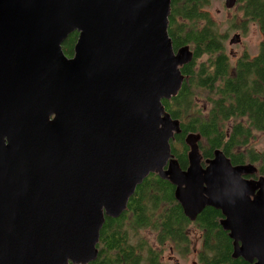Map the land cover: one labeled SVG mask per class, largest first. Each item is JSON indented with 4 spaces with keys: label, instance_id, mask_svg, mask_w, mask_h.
<instances>
[{
    "label": "water",
    "instance_id": "95a60500",
    "mask_svg": "<svg viewBox=\"0 0 264 264\" xmlns=\"http://www.w3.org/2000/svg\"><path fill=\"white\" fill-rule=\"evenodd\" d=\"M169 12L170 0H0V264L93 262L105 217L150 174L191 221L221 212L234 259L264 264V178H243L256 168L220 150L202 166L191 137L187 170L171 154L179 122L162 100L193 55L174 52Z\"/></svg>",
    "mask_w": 264,
    "mask_h": 264
},
{
    "label": "trees",
    "instance_id": "16d2710c",
    "mask_svg": "<svg viewBox=\"0 0 264 264\" xmlns=\"http://www.w3.org/2000/svg\"><path fill=\"white\" fill-rule=\"evenodd\" d=\"M242 26L257 25L262 34L258 53L243 55L232 66L209 15L203 11L209 0H170L167 33L174 52L188 46L192 60L180 67L181 89L162 100L165 111L179 122L180 132L170 140L173 158L181 170L189 167L190 137L194 139L201 165L220 150L232 165L251 164L256 172L247 178H264V152L249 147L254 133L264 132V0L242 2ZM78 33L62 44L68 58ZM257 179V180H258ZM175 187L157 174L138 185L118 218L105 217L97 244L98 256L89 264H159V253L139 234H155L160 249L171 244L185 254L188 229L194 225L202 243L198 257L207 264H249L232 257L234 244L220 225L219 210L206 207L194 221L188 219L174 197Z\"/></svg>",
    "mask_w": 264,
    "mask_h": 264
},
{
    "label": "rangeland",
    "instance_id": "374dc122",
    "mask_svg": "<svg viewBox=\"0 0 264 264\" xmlns=\"http://www.w3.org/2000/svg\"><path fill=\"white\" fill-rule=\"evenodd\" d=\"M238 7L239 4L233 9H227L224 6L223 0H209L208 6L203 9V11L209 15L212 23H214L217 34L222 38L224 52L229 56L232 66L236 62V57L240 58L242 55H247L250 58L254 57L258 53L259 44L262 40V34L257 25L249 23L246 29L243 28L242 23L245 19L241 9ZM235 34L240 36V42L230 45L229 41ZM249 147L256 152H264V132L254 133L250 140ZM188 232L190 248L188 252H186L188 254L185 258H181L177 253L180 251L174 250V247L171 244L164 245V249H162L160 253L158 249H161L158 246V243L155 242V234L153 232L142 231L139 235L144 236L147 239L149 246L155 249L160 256L162 254L167 258L169 255V249L172 248L175 259H179L181 264H191V260L196 259L197 256L194 252L201 248V240L200 232L194 225L190 226Z\"/></svg>",
    "mask_w": 264,
    "mask_h": 264
},
{
    "label": "flooded vegetation",
    "instance_id": "af4514ba",
    "mask_svg": "<svg viewBox=\"0 0 264 264\" xmlns=\"http://www.w3.org/2000/svg\"><path fill=\"white\" fill-rule=\"evenodd\" d=\"M224 1V3H225V0H223ZM246 0H236V2H235V5H234V7L233 8H235L238 4H239V9H241V7H242V5H243V3L242 2H245ZM233 8H231V9H233ZM242 11V10H241ZM243 13V12H242ZM77 33V32H76ZM243 56V55H242ZM238 58L236 57V59L235 60H237ZM254 174V173H253ZM248 175V174H247ZM249 175H251V174H249ZM251 176H253V175H251ZM243 178H245V179H248V180H250V181H252V180H257V179H255V178H253V177H250V178H247V176H243ZM189 247H190V243L189 244H187ZM159 246V245H158ZM201 248H202V243H201ZM201 248H200V250H198V251H195L194 252V254L195 255H197L196 256V259H193V260H191V264H207V257H198V255H199V252L201 251ZM158 251H160V253H161V251L162 250H159L158 249ZM173 253H174V251H173V249L172 248H170L169 249V255L167 256V258H165L164 257V255H162L161 254V256L158 258V263L159 264H181V261L179 260V259H175L174 258V256H173ZM178 254H179V256L181 257V258H185L186 257V255L188 254V253H186V254H182L181 252H177ZM182 260V259H181Z\"/></svg>",
    "mask_w": 264,
    "mask_h": 264
}]
</instances>
